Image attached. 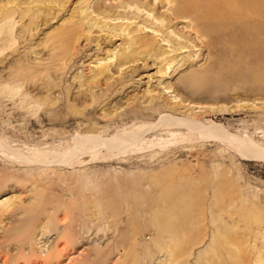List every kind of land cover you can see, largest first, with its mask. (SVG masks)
I'll use <instances>...</instances> for the list:
<instances>
[{
	"label": "rangeland",
	"instance_id": "1",
	"mask_svg": "<svg viewBox=\"0 0 264 264\" xmlns=\"http://www.w3.org/2000/svg\"><path fill=\"white\" fill-rule=\"evenodd\" d=\"M63 1L0 0L13 2L0 29V264L258 263L264 159L245 161L240 144L209 141L181 119L264 152V0H217L226 25L208 38L165 2L157 12L188 48L169 53L144 28L122 68L130 37L90 31L84 0ZM121 1L90 0L88 12ZM128 11L130 21L91 18L167 24ZM55 251L59 263L45 262Z\"/></svg>",
	"mask_w": 264,
	"mask_h": 264
},
{
	"label": "bare ground",
	"instance_id": "2",
	"mask_svg": "<svg viewBox=\"0 0 264 264\" xmlns=\"http://www.w3.org/2000/svg\"><path fill=\"white\" fill-rule=\"evenodd\" d=\"M156 1H158L159 5H157L156 2H155L156 4L150 5L149 0H122L121 2L117 3L118 4L117 6H110L109 8H106V9H102L99 5H95L93 12H88L90 10V5H91V4H89L90 0H84L83 1L85 3V10L82 7L81 8V10H82L81 13L82 14L84 13V15H85L83 20H87L88 23H89L88 25L91 24L90 31H91L92 28H95V26H98L99 28L102 29V32L105 31L110 37L114 38V37H118V36L120 37L122 35L130 37V39L128 41V48L124 49L122 51V53L117 56V62H116V67L117 68H122L123 66H127L129 63L134 61L133 60V55H132V53H133V47L132 46H134V45L138 44L140 41L144 40V38L141 35V33L143 32L144 28L148 29L149 27H151L153 32H155L156 34L161 32V35L164 38L163 40L168 42L169 44H172L174 46L172 51L169 52V53H174V52H177L179 50H183L185 48H188L186 44H183V43L178 42V41H173L172 38L170 37L169 33L167 32V31H169V29H171L170 28V23L172 22V18L171 17H168L169 19L165 18L162 14L160 15L157 12V10H156L157 6L159 7V6H161V4H164L165 2H168L169 4H171L170 11L172 13L171 15H172L173 18H183V19H190L191 21H194L196 23L195 26L197 27L198 31L202 35L206 36L207 38L208 37H213V36L214 37H219V36H217L218 34L222 35V33H217V31H219L222 27H224V25H226L225 21H223L224 20L223 18H227V17H222L221 10L224 7L221 6L223 4H221V5L218 4L219 1H217V0H156ZM63 2H65V1H63ZM30 3H32V2H29V4ZM12 4H13V2H7V3L3 4V6L0 4L3 8L5 7L4 11H2V9H0V29H1V27L3 25H5V23H8L9 20H11V18L13 17V15L11 13V10H10L11 8L7 7L8 5H12ZM17 5H19V3H17ZM59 5H61V4H59ZM32 8H34V7H32ZM35 8H36V6H35ZM133 8H136L138 11L143 9V10H146L148 12H152V13H154V19H156L157 22L160 21V22L163 23L164 21H166L167 24L159 26L156 29H154L153 26H148V25H145V27H143V28H139V26H138L139 24H136L135 27L131 28L130 26H132V23H129L128 21L132 20L133 17L129 16V11L128 12H124V11H127V9H133ZM20 9H21V7H20ZM121 10H124V11L122 12ZM94 12H99L98 15H104L103 18L108 19V20H112V21H114V20H120L121 21L122 20V22H123V21L128 20L127 21V25H123V24H120V25L104 24V23H102V21L97 20L96 18H91L92 14ZM136 16L137 15H135L134 18ZM137 18H140V16H137ZM256 20H258V18ZM148 22H149V20H146L143 23L146 24ZM84 23H85V21H84ZM256 23H255V25L256 26L258 25L259 27L263 25V23L259 22V20ZM151 24L153 25L154 23L152 22ZM253 25H254V23H253ZM165 28H166V31L164 30ZM182 38H183V36H182ZM220 38H219L218 44L220 46L221 45L223 46L224 43H223V41ZM239 41H240V39H239ZM156 43H159V41H158L157 37H155V36L150 38V40L146 41V44H148L149 46L150 45L154 46V45H156ZM210 45H213V44H210ZM215 45H213V46H215ZM205 46H206V43H205ZM147 49H149V48H147ZM209 50H212V49H209ZM167 53L168 52L166 50L165 51L161 50L160 55H165ZM135 60H136V57H135ZM165 60H168V59H165ZM170 61L171 60L169 59L166 65H170L172 63ZM105 72H106V69H103V70L99 71L96 74V77H98V80L101 77L104 76ZM219 111H221V112L230 111V108H226V109L225 108H221ZM181 122H184L185 125L190 126L193 130L199 131L202 134L203 138H206L209 141H214V142H218V143H226V144H230V145H232V143L240 144L241 146H243V149H245V151L248 152V154H250V157L252 158V159H249V160L248 159H244L245 161H249V162H254V161L256 162L257 161V162H260V161H262L264 159V152L261 149H259L256 145H254L251 142L248 143L246 141V139L240 140L239 138H236L228 130H224L223 128H220V125H219V128H215L216 127V125H215V127L213 129H208V128L206 129V128H203L196 121H195V123H192V122L185 121V120L181 119ZM210 127H213V126H210ZM145 132H143V133H145ZM135 190L132 191V193H129V194H131L132 197H137V195L139 196V194H138L139 192H137ZM7 204H8L7 202H2V204H0V215H2V217H3V214L7 212V208H8ZM5 239H6L7 242L14 240V238H10L8 236H6ZM1 245L2 244H0V246ZM260 254L262 256L259 257V261L256 264H264V251L260 252ZM62 257H64V252L55 251V252H52V254L47 255L44 258V261L47 262V263H50V262H53V260H54L55 263H59V261H60V259Z\"/></svg>",
	"mask_w": 264,
	"mask_h": 264
}]
</instances>
